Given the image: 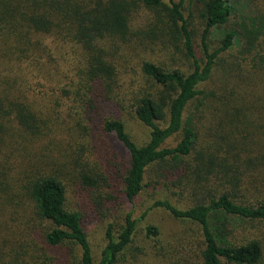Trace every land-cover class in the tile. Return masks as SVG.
Returning <instances> with one entry per match:
<instances>
[{"label": "trees", "instance_id": "trees-1", "mask_svg": "<svg viewBox=\"0 0 264 264\" xmlns=\"http://www.w3.org/2000/svg\"><path fill=\"white\" fill-rule=\"evenodd\" d=\"M137 70L144 84L126 85ZM124 105L149 130L141 147L120 120ZM67 126L90 151L59 165L47 155L74 142ZM67 181L81 207L69 206ZM147 188L188 201L151 209L198 227L163 260L264 264V238L234 224L264 228V0H0V227L17 221L12 235L35 243L38 262L117 264L146 217L133 206ZM97 199L124 213L109 220L95 258L86 227ZM143 232L159 245L157 228Z\"/></svg>", "mask_w": 264, "mask_h": 264}, {"label": "rangeland", "instance_id": "rangeland-1", "mask_svg": "<svg viewBox=\"0 0 264 264\" xmlns=\"http://www.w3.org/2000/svg\"><path fill=\"white\" fill-rule=\"evenodd\" d=\"M186 13H187V1L185 3ZM199 20L195 15L191 22V28L197 34L199 30ZM221 38L214 34L212 37V45L216 44L220 45ZM139 53H137L138 55ZM136 55V53H135ZM160 59L165 60L168 65H171L172 68L178 67L180 65L179 61H176V58H173L169 61V58L166 56L161 57ZM179 68V67H178ZM181 71L185 72L188 70L187 65L181 66ZM138 76L134 80L131 78V75H126L125 84L129 85L133 81L136 86L139 87L143 85L145 82L144 78H140L139 70ZM46 74L49 76V80L51 81V86H59L62 82V76L60 73L56 72L55 69L48 67ZM214 86L212 82L206 85V89L210 90L211 87ZM127 105L123 106V110L120 111V120L125 126V131L130 137V139L138 146L141 147L145 145L149 139V130L142 126L133 116V113L130 109L125 108ZM73 124V123H72ZM205 129H206V124ZM68 139H72L74 142H70L68 144L67 139H65V143L62 146L63 149L57 147H51L53 151L47 156L49 157V161H55L59 165L63 163V156L67 155L71 160L72 156H74V160H82L84 156L87 158L90 148L85 144V140H82L81 134L78 131L71 130L70 127L67 126V134ZM104 139V138H103ZM67 142V144H66ZM105 142L108 144L111 152L118 154L125 159L124 151L121 146L116 142L113 138L107 137L105 138ZM177 143V139L170 140L166 143V147H172ZM66 145V146H65ZM86 150L88 153L82 157V151ZM60 173L62 176L72 174L73 170L71 166H66L65 168H61ZM67 190H68V202L70 207H81L82 206V198L80 196V192L73 187L71 182L67 181ZM156 199H169L172 203L176 204L179 207H186L188 201H184L185 199L180 198L179 196L166 197L162 191H154L152 188H147L134 200V218L139 219L142 215L146 214L145 218L142 219L138 223L137 233L134 240V244L129 247V249L124 253L123 257L120 258L117 264H170L172 261L163 260L162 254L159 252H176L178 248V243L181 238L186 235H189L192 232H196L198 227L190 222H181L170 218L165 212L157 209H151V204L153 200ZM97 199V213L95 212V216L90 217V222L87 224L86 230L88 233V240L90 242V246L94 252V256L96 258L99 250L103 246L104 242V231L106 225L108 224L110 219H114L117 221V218L120 217L124 212V205H112L111 203L98 201ZM87 209V207H86ZM120 212H122L120 214ZM17 221L10 222L8 228L0 227V261L1 264H23L25 263L22 258L27 255H31L34 258L27 261L25 264H51L50 259L44 258L42 261L38 262L40 258H38V254L35 251V247L33 246L35 243L31 244L28 248V236H23L21 239L19 235H12L10 231L11 225H18ZM238 227L243 226L247 232L251 233L252 236H260L264 238V228L258 224H244L243 222L235 221ZM24 228L27 224H21ZM146 226H153L159 230V245H155L150 240L144 237V228ZM17 227H15V230ZM29 231V229H28ZM17 260L11 261L10 255L15 256ZM159 255V257H158ZM48 258V257H47ZM179 262L175 260L172 264H178ZM180 264H191L181 262ZM192 264H196V261Z\"/></svg>", "mask_w": 264, "mask_h": 264}]
</instances>
